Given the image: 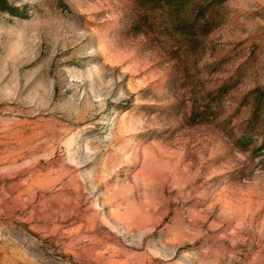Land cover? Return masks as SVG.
<instances>
[{"label":"rangeland","instance_id":"rangeland-1","mask_svg":"<svg viewBox=\"0 0 264 264\" xmlns=\"http://www.w3.org/2000/svg\"><path fill=\"white\" fill-rule=\"evenodd\" d=\"M7 1L0 264H264V0L194 48L138 0Z\"/></svg>","mask_w":264,"mask_h":264},{"label":"trees","instance_id":"trees-1","mask_svg":"<svg viewBox=\"0 0 264 264\" xmlns=\"http://www.w3.org/2000/svg\"><path fill=\"white\" fill-rule=\"evenodd\" d=\"M229 0H138L136 19L133 30L139 34L144 25L155 26L160 20L158 29L176 35L184 45L198 46L199 36L211 34L221 25L223 6ZM0 10L12 16H22L19 9L13 7L7 0H0ZM227 86L221 88V94L226 93ZM251 123L259 129H264L262 113L264 109V92L256 89L252 93Z\"/></svg>","mask_w":264,"mask_h":264}]
</instances>
